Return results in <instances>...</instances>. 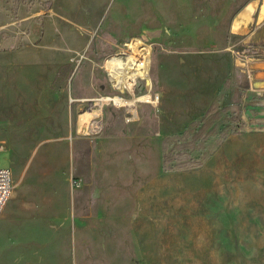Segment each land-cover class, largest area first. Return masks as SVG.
Wrapping results in <instances>:
<instances>
[{"label": "rangeland", "instance_id": "obj_1", "mask_svg": "<svg viewBox=\"0 0 264 264\" xmlns=\"http://www.w3.org/2000/svg\"><path fill=\"white\" fill-rule=\"evenodd\" d=\"M254 1L0 0V264H264V108L238 57L264 43L234 27ZM134 39L160 102L132 124L109 104L90 136Z\"/></svg>", "mask_w": 264, "mask_h": 264}, {"label": "built area", "instance_id": "obj_2", "mask_svg": "<svg viewBox=\"0 0 264 264\" xmlns=\"http://www.w3.org/2000/svg\"><path fill=\"white\" fill-rule=\"evenodd\" d=\"M260 50H250L248 53L243 51L238 57L241 60V69L243 70L248 60L257 56H260ZM149 54V55H148ZM153 54V46L150 42L143 39H134L129 43H126L124 49L110 56L104 65L106 76L110 85L117 91L118 97L123 100L124 103L121 106H117L115 100L109 101L106 104L100 105L101 99L90 100L92 109L89 112V120L85 122L87 128V134L90 136H97L103 129L104 123L101 118L104 107L110 104L116 107L123 108L125 110V123L132 124L139 122L140 116L138 113L140 104H152L157 105L160 102V95L153 94L152 91L147 88L145 93L142 92V83L149 81L146 77L141 75L148 61L151 62ZM148 57V58H147ZM151 59V60H150ZM117 61H120L119 63ZM247 73H251L247 70ZM134 75V79L129 77ZM150 95L151 102L144 101L145 97ZM74 102V99L72 98ZM3 148V147H2ZM13 176L10 169L0 168V217L3 209L11 197L13 191Z\"/></svg>", "mask_w": 264, "mask_h": 264}, {"label": "crops", "instance_id": "obj_3", "mask_svg": "<svg viewBox=\"0 0 264 264\" xmlns=\"http://www.w3.org/2000/svg\"><path fill=\"white\" fill-rule=\"evenodd\" d=\"M257 0L249 5H254V13H246L247 7H245L239 14L236 21L237 32L244 33L250 44L261 45L264 43V17L259 18L260 23L255 27L254 14L257 8ZM262 11V8H261ZM260 11V15H261ZM249 69L254 71V79L248 84L249 89L246 94L245 102H247L252 108H264V59L252 58L250 60ZM75 101V100H74ZM84 101V100H83ZM85 122H82L81 126H84Z\"/></svg>", "mask_w": 264, "mask_h": 264}, {"label": "bare ground", "instance_id": "obj_4", "mask_svg": "<svg viewBox=\"0 0 264 264\" xmlns=\"http://www.w3.org/2000/svg\"><path fill=\"white\" fill-rule=\"evenodd\" d=\"M247 13L253 14L254 13V8L251 7L250 9H248L247 10ZM117 62L119 63L120 61H117ZM151 63H152V61L151 62L148 61L147 64H146V66H145V69L143 70V72L140 73L144 77L147 76L146 77L147 79L150 78ZM129 77H131L132 79H134V75H129ZM113 99L115 100V103H116L117 106H121L124 103L123 100H120L118 97L114 98L113 96H105V97H103V99H101V101L99 103H100V105L106 104L109 101H112ZM144 101L147 102V103L151 102L150 95L146 96L145 99H144Z\"/></svg>", "mask_w": 264, "mask_h": 264}, {"label": "water", "instance_id": "obj_5", "mask_svg": "<svg viewBox=\"0 0 264 264\" xmlns=\"http://www.w3.org/2000/svg\"><path fill=\"white\" fill-rule=\"evenodd\" d=\"M235 27V26H234ZM235 29V28H234ZM234 32H236L235 30H234Z\"/></svg>", "mask_w": 264, "mask_h": 264}]
</instances>
